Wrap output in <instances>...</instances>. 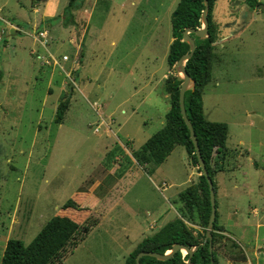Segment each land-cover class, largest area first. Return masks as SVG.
I'll return each mask as SVG.
<instances>
[{
	"label": "rangeland",
	"instance_id": "rangeland-1",
	"mask_svg": "<svg viewBox=\"0 0 264 264\" xmlns=\"http://www.w3.org/2000/svg\"><path fill=\"white\" fill-rule=\"evenodd\" d=\"M96 1L85 6L88 30L78 37L82 44L75 37L79 29L74 20L66 21L80 15L77 8L70 15L64 12L68 0H58L49 20L53 36L45 47L53 57L78 56L81 49L76 67L81 88L73 89L57 124L55 107L68 96L67 86L61 92L51 86L48 94L47 65L40 67V59L30 58L26 45L7 35L0 20V35L7 39V45L0 41V255L8 237L26 244L47 218L61 214L92 225L75 246L65 249L57 264H124L133 246L124 240L125 234L129 238L135 234L127 231L135 226L133 217H145L146 211L148 218L158 216L170 206L182 208L177 193L194 180L183 147L175 145L151 174V181L134 165L116 189L120 196L116 207L98 225H94L98 215L86 206L60 207L76 191H85L92 180L98 181L92 195L103 197L105 186L117 176L116 163L134 162L132 151L162 125L168 108L162 74L177 0ZM29 2L0 0V15L13 21L38 17L45 3L37 4L38 12L32 13ZM256 5L215 0L211 10L217 33L210 79L201 91L202 113L207 120L226 124L228 142L238 151L232 169L219 174L222 183L216 201L227 222L232 221L226 229L239 250L229 252L219 241L217 264H263L264 259V0ZM38 52L46 54L39 46ZM15 53L23 57L18 67ZM168 71L166 75L176 73ZM54 74L62 75L57 66ZM107 150L108 158L99 163ZM112 164L115 168L108 173ZM145 170L151 172L148 166ZM168 177L174 185L161 189L160 183L168 184Z\"/></svg>",
	"mask_w": 264,
	"mask_h": 264
},
{
	"label": "trees",
	"instance_id": "trees-1",
	"mask_svg": "<svg viewBox=\"0 0 264 264\" xmlns=\"http://www.w3.org/2000/svg\"><path fill=\"white\" fill-rule=\"evenodd\" d=\"M82 1L68 0L64 12L70 15V10L78 8ZM214 1L207 0L206 35L201 37L195 33H188L193 39L194 49L190 57L184 61L185 71L190 78V87L184 90L183 106L186 118L194 132L200 156L215 191L213 175L221 166L227 152L225 147L227 127L224 122L205 119L201 101L202 88L210 79L213 42L217 33L215 23L211 19ZM242 3L253 8L258 4V1L242 0ZM202 8V0L176 1L170 16L171 41L165 55L168 70L174 71L172 66L174 62L187 53L188 45L181 40V33L184 28L200 27ZM66 21L70 23L73 18L71 17L70 20L66 18ZM63 25H65L64 22ZM179 82L175 78V74L170 73L162 80V91L166 94L168 102L164 121L136 150L132 151L131 155L137 163L146 164L149 169H153L164 160L175 145L183 147L189 163L196 167L199 174L196 181L191 182L177 193V197L182 203V208L178 210L186 222L196 225L197 228L187 225L180 218L170 220L138 241L124 258V264H135L134 256L141 250L163 253L169 250L174 243L193 248L188 263L186 262L188 254L182 255L180 250L175 251L165 260L143 255L138 258V262L140 264H217L216 247L219 241L223 242L224 235L219 232L222 230V226L218 225L215 212L211 227V250L208 249L207 240L202 242L209 214L208 189L205 177L198 168L188 129L179 112L177 100ZM67 105L68 96L57 102L53 116L55 124L60 123ZM60 207L62 209L80 208L71 198L65 199ZM91 225L79 224L67 215H51L28 243L24 244L18 238L8 237L0 255V264H57L65 255V249L75 246Z\"/></svg>",
	"mask_w": 264,
	"mask_h": 264
},
{
	"label": "crops",
	"instance_id": "crops-1",
	"mask_svg": "<svg viewBox=\"0 0 264 264\" xmlns=\"http://www.w3.org/2000/svg\"><path fill=\"white\" fill-rule=\"evenodd\" d=\"M94 0H83L81 5L76 9L77 11H79L80 15H78L77 17H74V25H76L75 29H79L78 31H75V37H84V34L86 33V31L88 30V27H85V23L87 21V16H88V12L89 10L85 7L86 4H90L93 3ZM97 1H101V0H97ZM96 1V2H97ZM258 1V0H257ZM44 2L46 6L43 7V12L38 16H29L26 19L24 18H20L21 20H17V21H13L12 18H8L7 16L4 15H0V20L5 23L8 31H7V35L9 36H16V38L19 40L17 41V43L21 42L24 43L28 49V54L30 56V58L32 59H40L39 62V66H43V65H47V86H46V92L48 94H51V86H57L59 91L61 92V90L67 86L70 87V90L68 92V103L70 101V98L72 96V92L73 89L76 88L78 90H80V86L79 83L81 82V78H80V74L77 71L76 67L77 64L79 62V54L81 53V49L78 48L77 49V54L78 56L75 55H68L66 54V59L62 60L60 57V60L56 59L55 57L52 56V54L48 51V48L45 47L46 43L48 41H51L52 36L51 32L49 31V27H50V22L49 20L51 18L54 17V12L56 9V5L58 0H30L29 2V7L32 11V13H37L38 9H37V4ZM122 4L119 5V7ZM108 7H106L107 9ZM1 9V6H0ZM235 23H237L234 20ZM45 30V43H43L42 45V38L39 37L37 35V31L39 30ZM80 31V32H79ZM82 39L78 38L79 43L82 44L81 42ZM0 41H2V43L4 45H7V39L1 37L0 35ZM171 41V36L168 38L167 42H166V51H167V47L169 42ZM69 42H74L73 38H69ZM16 43V42H15ZM92 43V42H91ZM38 46L41 47L44 52L46 53L45 55H43L42 53L38 52ZM81 47V46H79ZM84 48V47H83ZM51 55V60L52 63L49 64H45L43 61L45 59H48L49 61V56ZM15 58H16V66L18 67V65L23 64V57L21 53L16 54L15 53ZM77 58V59H76ZM29 65V62H28ZM55 66H57L60 71L62 72L61 74H54V68ZM166 72L168 71V67L166 65V71L165 73L162 74L163 79L166 77ZM2 76V73H0V77ZM86 79V78H85ZM86 87L85 84H82V88ZM164 98L166 97V94H163ZM144 99V98H142ZM47 100H45L46 102ZM68 107V105H67ZM146 139V138H145ZM129 140V139H128ZM144 142V141H143ZM142 142V143H143ZM238 144H242L243 142L241 140H238L237 142ZM225 147L227 148V152L225 154V157L221 163V166L219 167V169L214 173L213 175V181L215 184V191H214V197H215V212H216V220L218 225L222 226V230L219 231L220 233H222L224 236L227 235L232 239V234L226 229L227 226H231L232 225V221L231 222H227L226 215L224 214V210L218 209V204L216 201V195H217V190L220 188L221 189V183H222V177L219 179V174H222L226 171H228L229 169H232V157L233 154L238 152L236 151V147L234 145H232V143L228 142V136L226 134V138H225ZM240 148V147H239ZM110 150H107L105 155L103 156V158L100 159L101 163L102 161L104 162V157L107 156L108 158V152ZM117 153V152H115ZM170 153V152H169ZM247 153V151H246ZM186 155V154H185ZM168 156V155H167ZM132 157V156H131ZM166 158V157H165ZM164 158V159H165ZM187 159V157H186ZM132 160L134 162H126V164L124 165H120V163H116V166H119L118 168V172H117V176L113 177V179H111V183L109 185L105 186V190H106V194L103 197H99L97 195H92V189L93 186L98 184L97 180H92L90 182V186H88L85 191H76V193L74 194V201L79 205V206H86L88 208L91 209V212L93 214L98 215V220L94 225H98L101 220L106 216V214L110 211H112V209L114 207H116L117 202L120 200V196L116 195V189L118 187V185L125 180V178H127L128 176H130L132 174V170H135L134 165L136 164L144 174L148 175V178L151 181V174L154 175L155 174V170L158 168L157 165L155 168L153 169H149V171H151L149 174L146 172L145 170V166H147L146 164H139L136 162V160L132 157ZM188 160V159H187ZM189 163V161H188ZM108 164V163H107ZM190 167H189V175H192L194 180L196 181L197 179V175L199 174V172L196 170V167L191 165L189 163ZM115 167L114 165H110L109 169L106 170L108 173L110 172V170H113ZM106 169V168H105ZM168 184L163 182L164 184L162 185L160 183V187L161 189H166V187H172L174 185V179L172 180L171 177H168ZM185 180H182L180 183H183ZM235 188V185H233ZM231 190H232V185H231ZM91 194L92 196H90L89 194ZM170 193H173V191H171ZM169 193V194H170ZM175 193V192H174ZM88 194V195H87ZM229 202L230 204H232V192L229 193ZM80 197L81 199L79 200L77 197ZM172 196V195H171ZM116 199V201H114ZM127 208V207H126ZM128 209V208H127ZM178 208H173L170 206V210L169 208L163 209L161 210V214L157 215H152L150 214V218L146 217L149 215V211L145 212V217L139 218V217H133L134 218V225L133 226V230H130V228H127V231H132L133 233H135L134 235H132L131 238L128 237L127 234L124 235V240L131 242L133 244V246H131L130 250L135 246V244L140 241L143 237L150 235L151 233H153L154 231H156L159 227H161L163 224H165L166 222L173 220L175 218H180L182 219L186 224H189L195 228H197L196 225L194 224H190L188 222H186L179 213V210H177ZM89 211V210H88ZM254 211V210H253ZM233 213H235V210H233ZM165 217V218H163ZM166 219V220H165ZM161 220L162 223L160 224L158 221ZM5 243V242H4ZM229 259L226 258V262H228Z\"/></svg>",
	"mask_w": 264,
	"mask_h": 264
},
{
	"label": "water",
	"instance_id": "water-1",
	"mask_svg": "<svg viewBox=\"0 0 264 264\" xmlns=\"http://www.w3.org/2000/svg\"><path fill=\"white\" fill-rule=\"evenodd\" d=\"M203 2V8L201 10L200 13V22L201 25L200 27H195V28H184L182 30L181 33V40L186 42L188 45V51L187 53L183 54L182 56H180L172 65L175 73V78L177 80H179V86H178V95H177V100H178V107H179V112L181 115V118L183 120V122L185 123L187 129H188V134H189V138L192 142L193 148H194V153H195V157L197 160V164H198V168L200 169V173L205 177L206 183H207V189H208V200H209V214H208V218H207V222L204 228V235L202 238V242L207 240V244H208V249L211 250V227H212V223L214 221V217H215V197H214V190H213V186H212V181L210 179V177L207 174V170L204 166V162L200 156L199 153V149H198V145L194 136V132L192 130L191 124L188 121V119L186 118L185 115V111H184V106H183V93L184 90L190 87V78L188 76V74L185 71L184 68V61L190 57L191 53L193 52L194 49V42L193 39L188 35V33H195L198 36H205L207 33V18H206V12L208 9V4H207V0H202ZM254 7H258V5L254 6ZM179 72V74H178ZM70 87L67 88V91L69 92ZM232 242L233 240L225 235L223 237V247L225 250L229 251V252H236L239 250L238 246H232ZM177 250H183L185 253L188 254V257L186 259V262H189V257L193 251V248H187L179 243H174L172 244V246L170 247L169 250L163 252V253H157L154 251H145V250H141L139 252H137L134 256V260H135V264H140L138 262V258L140 256L143 255H149L152 257H155L156 259L159 260H165L167 258H169L175 251Z\"/></svg>",
	"mask_w": 264,
	"mask_h": 264
},
{
	"label": "built area",
	"instance_id": "built-area-1",
	"mask_svg": "<svg viewBox=\"0 0 264 264\" xmlns=\"http://www.w3.org/2000/svg\"><path fill=\"white\" fill-rule=\"evenodd\" d=\"M37 35L39 36V37H41L42 38V45H43V43H45V30L44 29H42V30H39V31H37ZM51 55L49 56V61H48V59H45L43 62L45 63V64H49V63H52V60H51ZM61 59L62 60H65L66 59V55H62L61 56ZM162 185L164 184L163 182L161 183ZM184 253H182V255H183Z\"/></svg>",
	"mask_w": 264,
	"mask_h": 264
}]
</instances>
